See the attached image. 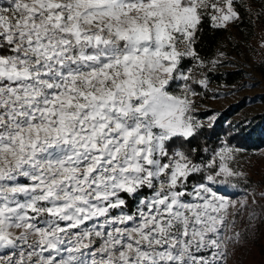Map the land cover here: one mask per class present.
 <instances>
[{"label":"snow or ice","instance_id":"snow-or-ice-1","mask_svg":"<svg viewBox=\"0 0 264 264\" xmlns=\"http://www.w3.org/2000/svg\"><path fill=\"white\" fill-rule=\"evenodd\" d=\"M239 19L234 0H0V248L29 249L0 264H222L240 234L213 185L242 174L197 143L192 97L224 55L201 57L204 22Z\"/></svg>","mask_w":264,"mask_h":264},{"label":"rangeland","instance_id":"rangeland-1","mask_svg":"<svg viewBox=\"0 0 264 264\" xmlns=\"http://www.w3.org/2000/svg\"><path fill=\"white\" fill-rule=\"evenodd\" d=\"M224 44L225 46H217L210 61L217 58L218 53H223L224 55L221 58L222 66L217 68L243 67L249 71V76L242 84L226 87V92L213 95L207 100H202L200 95L192 97L195 101L193 115L197 120L205 124H212L213 121H210V117H216L224 107L243 98L246 100L245 105L233 115L235 120L264 110V78L256 67L259 52L264 50V18L258 22L255 34L250 39L243 38L235 28L227 29ZM207 87L211 88V85ZM229 146L234 150V159L230 162V166L234 171L241 173V176L245 177L248 182L244 184L237 180H229L226 185H213L215 189H218L219 194L226 196L230 201H236L235 207H229L228 209L222 238L235 237L239 233L240 225H257L259 223L260 226L258 227H262V222L264 221V147L247 150L238 146ZM20 182L27 183L28 181L25 178H20ZM242 201L245 206L240 210ZM238 210H240L239 214L233 218L232 214ZM124 211L127 212L125 209ZM250 213L251 215H249ZM119 214L120 210H112L113 216ZM103 222L104 217H99L96 220L86 221L84 225L80 226V229H74L73 231L80 233L86 228L93 229V226H95V230H101L99 225ZM61 223L63 226V222ZM229 224L232 226L229 227ZM119 226L122 227V225ZM103 230L110 231L111 228L106 225ZM10 231L14 236H18L23 229L13 228ZM66 239H74V237H66ZM35 240H37V236H28L29 243ZM91 240L93 241L91 251H98L103 241L95 236V231L92 232ZM232 240H234V249ZM237 241L238 239L235 238L226 239L227 251L222 264H239L243 260L244 254L235 248ZM83 242L88 243V240L86 239ZM21 250L26 253L29 249L22 243L16 249L0 248V260H6L10 256L19 259ZM83 251L88 252L89 250L83 249ZM44 255L47 256L48 253L45 252ZM62 255L66 257L67 253H62ZM203 255H207V253H203ZM56 258L59 259L60 257ZM25 259L27 260L26 255ZM91 259L92 257L89 255V264H91ZM96 259L99 260L100 256L97 255Z\"/></svg>","mask_w":264,"mask_h":264},{"label":"trees","instance_id":"trees-1","mask_svg":"<svg viewBox=\"0 0 264 264\" xmlns=\"http://www.w3.org/2000/svg\"><path fill=\"white\" fill-rule=\"evenodd\" d=\"M234 8L239 13L240 19L229 22L224 28L213 29L210 27L209 21L204 22L197 45L204 60L210 61L217 46H225L224 39L227 29L235 28L243 38L250 39L255 34L258 22L264 18V0H234ZM186 66H188V62H186ZM256 67L264 78V50L259 52ZM248 76L249 71L243 67L216 68L215 71L207 72L208 85H211V88H205L199 84H194L193 88L197 93H201L202 100H207L213 95L226 92V87L242 84ZM175 90L179 92L178 88ZM245 102L246 100L243 98L220 110L211 128H208V124L204 123L205 130L197 141L201 148L207 146L209 149L217 150L225 142L228 145L247 150L264 147V110L238 120L233 118V115L239 112ZM201 156H206V154L201 152ZM218 179H222V177ZM229 180H237L244 184L248 182L243 176ZM197 182H202L200 176L194 177L190 184ZM123 195L127 200L125 210L133 213L137 207L138 199ZM262 224V227H258L259 223L257 225H240V238L236 242L235 248L242 252L244 257L239 264H264V221ZM232 245L234 249V240H232Z\"/></svg>","mask_w":264,"mask_h":264}]
</instances>
